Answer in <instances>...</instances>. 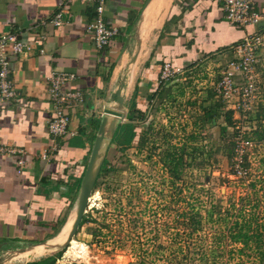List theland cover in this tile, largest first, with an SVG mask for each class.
I'll return each mask as SVG.
<instances>
[{"label": "crops", "instance_id": "0c3cea01", "mask_svg": "<svg viewBox=\"0 0 264 264\" xmlns=\"http://www.w3.org/2000/svg\"><path fill=\"white\" fill-rule=\"evenodd\" d=\"M63 1L0 0V35L11 32L34 46L25 57L9 55V79L16 97L0 99V264H29L66 244L67 214L73 207L67 193L75 192L76 201L105 108L118 106L120 98L127 113V103L134 98L142 110L149 109L164 62L192 74L196 67L205 66L201 73L210 76L234 58L235 44L255 31H264L262 23L245 28L230 25L224 19V0H105L104 22L118 34L97 51L86 31L95 0H72L65 24L57 28L50 18ZM253 1L254 10L264 14V0ZM43 36L44 45L36 44ZM54 71L74 74L75 79L63 89L79 91L84 98L82 104L68 110L70 136L64 139L53 138L47 129L52 116L47 89ZM259 71L264 86V67ZM205 78L194 77L191 84L196 90H184L178 99L183 102L186 97L187 103L199 105L202 91L214 90L217 82ZM178 80L180 85L188 81ZM110 120L104 132L110 131ZM217 124L220 121L212 127ZM258 126V130L264 128ZM53 145H57L55 151H51ZM5 146L26 151L23 168L15 155L3 150ZM105 146L104 142L102 148ZM260 168L264 171V161ZM254 183L251 200L255 201L250 206L264 209L258 190H264V176L262 183ZM237 220L243 225L246 219ZM258 220H246L251 233L255 229L261 232L264 223Z\"/></svg>", "mask_w": 264, "mask_h": 264}, {"label": "rangeland", "instance_id": "374dc122", "mask_svg": "<svg viewBox=\"0 0 264 264\" xmlns=\"http://www.w3.org/2000/svg\"><path fill=\"white\" fill-rule=\"evenodd\" d=\"M218 67L214 66V69ZM223 67H219V73L212 71L209 76L201 73L207 67L198 66L195 76L187 70L176 77L191 83L194 77H206L214 82ZM258 92L255 117L257 124L260 120L264 126L263 83ZM177 93L175 87L173 98L150 104L145 120L137 128L140 138L144 139L141 149L140 144L134 142L121 151L110 144L111 135L105 140L102 155L108 162V168L87 199L89 203L82 217L87 222L71 236L77 212L76 198L77 202L67 214V219H70L68 242L59 249L64 251L56 264L260 263L258 257L264 248L258 249L253 242H244L241 237L251 232L243 228L239 234L240 228L236 227V230H231L234 237L231 240L229 229L240 210L247 215L254 213L256 219L264 223V209H253L249 205L253 203L251 194L255 192V189H249V183L263 181L264 171L260 165L264 161V145L256 142L249 152L245 162L249 171L247 178L236 177L232 158L229 160L227 155L230 143L222 138L220 126L210 125L205 129L196 126L201 116L200 104L193 106L192 101H184L186 97L181 102ZM109 108L126 113V109L114 104ZM192 136L196 138L195 144L191 143ZM182 145H186L188 152L194 145L198 148L196 154L200 156L183 169L181 180L171 183L167 169L159 159L169 146ZM258 190H261L264 203V190ZM183 213H196L201 217L197 231L192 232L193 225L187 218H179ZM72 240L85 246L88 258L79 259L66 254Z\"/></svg>", "mask_w": 264, "mask_h": 264}, {"label": "built area", "instance_id": "2783aa9c", "mask_svg": "<svg viewBox=\"0 0 264 264\" xmlns=\"http://www.w3.org/2000/svg\"><path fill=\"white\" fill-rule=\"evenodd\" d=\"M72 0L58 3L57 10L50 18L54 27L65 24V16L69 15L68 7ZM105 0H95L94 15L86 24V31L91 35L94 48L102 51L110 40L118 34L115 27L107 26L103 19ZM224 19L232 26L245 28L248 26L264 25V14L254 10L253 0H224ZM46 37H40L36 42L43 46ZM34 46L30 42H23L11 32L0 35V99L8 101L15 99L16 92L9 79V55L25 57L30 54ZM43 47L39 53L43 54ZM234 58L222 69L217 82L214 84L216 97L224 104L223 111H232L234 120L235 137L233 139L232 161L236 177L246 179L249 171L245 166L249 152L255 147V134L259 129L255 114L257 113L258 94L261 67H264V31H255L247 35L241 42L232 48ZM263 63V64H262ZM259 68V69H258ZM184 70L174 67L169 62H164L160 68L157 83L160 85L176 76H182ZM75 79L74 74L63 71H54L49 77L47 94L51 104V119L47 123L49 134L53 138L64 139L70 136L68 130L70 115L68 110L83 103L81 92L64 90L66 83ZM53 145L51 151H55ZM4 151L17 157V165L23 168L26 151L22 148L5 146ZM45 159L46 153L42 155Z\"/></svg>", "mask_w": 264, "mask_h": 264}, {"label": "trees", "instance_id": "16d2710c", "mask_svg": "<svg viewBox=\"0 0 264 264\" xmlns=\"http://www.w3.org/2000/svg\"><path fill=\"white\" fill-rule=\"evenodd\" d=\"M112 68V67H111ZM187 69H185V72ZM192 72L190 71V74ZM195 75V74H194ZM179 77H175L174 79H171L170 81H167L165 83L160 84L154 91L152 95V102L156 101H164L165 99H170L174 97V88L177 89V95L183 96L185 88H191V91L196 90L194 87H191V82L188 80L186 83H183L180 85L176 80H178ZM178 83V84H177ZM186 84V85H185ZM186 86V87H185ZM200 103V112L201 116H199L198 123L196 126L205 129V127L213 125L216 120L220 121V133L222 138L228 143H230V149L227 151V155L229 160L232 158V150H233V139L235 137V131H234V121L232 118V111H223L221 114L222 109L224 108V104L220 99L216 97V94L214 90H203L202 91V99ZM148 109L142 110L138 103L135 101V99L129 100L127 103V113H126V121L122 124H119L116 126L113 135L110 139V144L114 145L117 149L121 151H125L127 148L131 147V145L135 143H139L140 149L144 145V139L140 138V135L137 132V128L141 122L145 120L146 112ZM147 130H150L151 127H146ZM192 140V144H195L196 138L194 136L190 137ZM255 140L257 143L264 142V128L261 130H258L255 134ZM197 150L194 145H191L190 151H187L186 145H182L180 147L175 146H169L163 154L162 157H160L159 162L162 164L165 169H167V172L170 176L171 183H175V181L181 180V175L183 174V169L189 164H192L193 162H196V159L200 156L197 155ZM190 159V161L186 159ZM108 168V162L107 160H103L102 165L100 167L96 182L94 184V188L97 185V181L100 178V176L107 171ZM254 181L249 183V189H254ZM68 195V201L73 206V203L75 201V192L70 191L67 193ZM251 205V204H249ZM71 206V207H72ZM253 209H256L257 206L253 205L251 206ZM70 208V207H69ZM256 215L254 213H243L242 210H240V213H237L236 219L241 220H249L255 221ZM185 219L187 218L189 221H191L193 225L192 232L197 231L200 224V219L198 214H188L183 213L179 215V218ZM243 221V225H239L237 220L233 222V226L229 229V238L232 240L234 238L231 235L232 229L240 228L238 233L240 234L241 230L246 229L247 231H250V225ZM65 218L59 221V227L62 226L64 223ZM86 219H83L80 223V226H82L84 223H86ZM237 227V228H236ZM246 231V232H247ZM237 235V234H236ZM264 225L261 226V232L256 230L254 233L249 234H243L241 237L243 238L244 242L251 241L253 242L256 247L259 249L260 247L264 248ZM63 249L59 250L56 254H53L51 256L40 258L37 261H33L29 264H54L56 260H58L63 253ZM259 264H262L264 261V251L259 255Z\"/></svg>", "mask_w": 264, "mask_h": 264}, {"label": "water", "instance_id": "95a60500", "mask_svg": "<svg viewBox=\"0 0 264 264\" xmlns=\"http://www.w3.org/2000/svg\"><path fill=\"white\" fill-rule=\"evenodd\" d=\"M118 106L122 107V101L120 98H118ZM104 118L102 121V124L100 126L98 135L94 141L93 147L91 149L90 152V156L88 159V163L85 169V172L83 174L82 180H81V186L77 195V212H76V219H75V227L71 233V236L74 234V232L78 229V227L80 226V223L82 221V217L85 213L86 207L89 203V199L90 195L92 194V190L94 187V184L96 182L100 167L102 165L103 162V150H105V148L103 149V143L105 142V140H107L110 136V139L113 135V132L116 128V126L119 123H123L125 122V117H126V113L122 112V111H117L114 109H110V108H105L104 109ZM109 118L111 119L110 122L112 124L111 128H110V134L107 135L109 132H104V125L105 123L109 120ZM109 139V141H110ZM70 236V237H71ZM69 237V239H70ZM68 242V241H66ZM65 246V245H63ZM62 246V247H63Z\"/></svg>", "mask_w": 264, "mask_h": 264}, {"label": "bare ground", "instance_id": "6f19581e", "mask_svg": "<svg viewBox=\"0 0 264 264\" xmlns=\"http://www.w3.org/2000/svg\"><path fill=\"white\" fill-rule=\"evenodd\" d=\"M78 243L72 240L70 251L69 253L67 252L66 254L67 255L73 254L76 258H79V259H82L83 257L88 258V251L86 250L85 246H83V244H80V243L78 245Z\"/></svg>", "mask_w": 264, "mask_h": 264}]
</instances>
